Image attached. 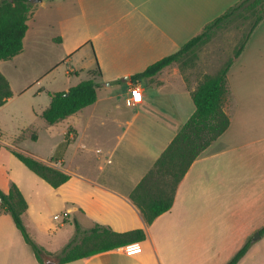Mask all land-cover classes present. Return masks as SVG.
Listing matches in <instances>:
<instances>
[{
    "label": "crops",
    "instance_id": "obj_1",
    "mask_svg": "<svg viewBox=\"0 0 264 264\" xmlns=\"http://www.w3.org/2000/svg\"><path fill=\"white\" fill-rule=\"evenodd\" d=\"M239 1L39 3L21 54L33 61L36 55L44 56L41 69L46 74L63 68L61 91L84 80L98 84L94 104L55 124L42 117L47 122V150L40 146L43 133L19 146L69 174L68 182L53 188L12 152L0 165V188L8 192L15 183L27 200L24 221L29 233L34 227L39 235L60 240L47 239L50 255L61 254L77 221L83 230L96 225L117 232L144 229L146 239L139 242L138 254H127L123 246L67 264H229L247 244L237 264H264V19L227 74L224 110L230 127L191 165L171 210L148 224L130 198L194 114L193 93L201 80L224 62L219 64L222 56L217 53L214 61L207 57L201 67L180 61L153 77H132L178 51ZM0 72L14 93L0 108L1 152L3 146L15 148L2 141V119H15L11 106L18 91L6 70ZM135 85L143 91L141 103L131 101ZM50 103L51 97L37 115L42 116ZM67 137L66 150L53 158ZM57 211L69 213L68 223L52 221ZM16 228L10 214L0 215V264H40Z\"/></svg>",
    "mask_w": 264,
    "mask_h": 264
},
{
    "label": "trees",
    "instance_id": "obj_2",
    "mask_svg": "<svg viewBox=\"0 0 264 264\" xmlns=\"http://www.w3.org/2000/svg\"><path fill=\"white\" fill-rule=\"evenodd\" d=\"M39 3L32 0H0V60L15 58L24 49V39L29 29V21L33 17ZM255 19L233 58L217 74H207L193 93L196 106L194 114L183 125L174 140L156 161L153 168L145 175L131 193V200L141 210L148 224L153 223L161 214L171 210L179 184L187 174L191 165L201 154L218 140L230 127L231 119L224 110V102L228 94L227 74L234 61L246 47L252 32L264 19V0H240L225 13L209 22L197 36L189 40L175 53L168 55L150 65L144 72L134 75L133 80L153 77L164 68L180 62L194 48L208 41L213 34L238 18ZM98 84L94 80H84L68 91L49 92L50 105L44 110L42 117L55 124L81 111L97 101ZM14 93L7 78L0 72V108L5 105ZM27 132L29 131L26 130ZM33 140L38 133L33 131ZM69 145V138L57 149L53 158L63 153ZM1 147V145H0ZM12 154L26 167L44 179L53 188L68 182L71 176L34 157L19 146L11 149ZM0 215L8 213L21 232L25 242L33 249L40 264H44L42 255L50 254L30 235L24 221L28 203L19 187L13 183L8 192L0 188ZM75 234L64 247L59 256L61 264L118 249L130 243L142 242L146 239L144 229L128 232H117L110 227L96 225L83 230L74 221ZM264 232V229L262 230ZM249 245H245L229 262L237 264L246 254Z\"/></svg>",
    "mask_w": 264,
    "mask_h": 264
},
{
    "label": "rangeland",
    "instance_id": "obj_3",
    "mask_svg": "<svg viewBox=\"0 0 264 264\" xmlns=\"http://www.w3.org/2000/svg\"><path fill=\"white\" fill-rule=\"evenodd\" d=\"M254 19L255 15H252L248 19L238 18L227 23L224 28L217 30L208 41L194 48L191 54L188 53L184 56L181 59V62L189 63L192 61L197 64L198 67H201V64L206 61L207 57L212 58V61H214L217 53H219L218 55L222 56L219 64L224 62L223 65L220 69L210 70L212 75L217 74L226 66L230 58H232L235 48L239 45L250 29ZM34 58L35 60L33 61L31 57L21 54L9 62L0 60V68L6 70L14 84V88L18 91V95L13 102L14 104L11 106V108L17 112L15 119L12 120L6 117H3L2 119V122L4 123L2 141L9 143L14 147H24L25 139L30 138L33 131H36L38 134L43 133L40 146H43L42 149L45 148L47 150V147L45 146L48 142L45 132V125L47 122L42 118V116L37 115L36 112L39 113L50 102V96L44 92V88L49 89L52 92H60L63 88H65V85H63V79H61L60 75L63 68L46 74L47 71H43L41 69V66L45 65L44 56L38 57V55H36ZM41 62L43 64H41ZM37 78L39 81H35ZM39 91H41L40 94L38 93ZM28 127L30 128L27 132L26 130H28ZM3 147V150L0 152V165H2L3 160L6 159L11 152V148H8L7 146ZM15 161L18 162V160ZM18 163L26 169L21 162ZM55 214L60 216L59 218H53L52 221L55 224L60 225L61 223L67 222L64 217V211H57ZM17 231L19 232L18 229ZM19 234L22 237L20 232ZM30 235L44 248L46 244L45 242L49 241L47 239H51V242L54 243L55 241H60L55 238L43 237L42 235H39V233L35 231L34 227L30 228ZM26 245L30 251H33L27 243Z\"/></svg>",
    "mask_w": 264,
    "mask_h": 264
},
{
    "label": "built area",
    "instance_id": "obj_4",
    "mask_svg": "<svg viewBox=\"0 0 264 264\" xmlns=\"http://www.w3.org/2000/svg\"><path fill=\"white\" fill-rule=\"evenodd\" d=\"M144 98V94L143 91L141 89L140 86L135 85L132 88V97H131V101L133 103H141L143 101ZM69 213H65L64 217L68 218ZM59 215H56L55 218H59ZM125 250L127 252V254L129 255H134V254H138L142 252V245L139 242H135V243H130L128 245L125 246Z\"/></svg>",
    "mask_w": 264,
    "mask_h": 264
},
{
    "label": "water",
    "instance_id": "obj_5",
    "mask_svg": "<svg viewBox=\"0 0 264 264\" xmlns=\"http://www.w3.org/2000/svg\"><path fill=\"white\" fill-rule=\"evenodd\" d=\"M43 0H32L34 3H41ZM42 259L44 264H61L60 260L57 256L50 255V254H44L42 255Z\"/></svg>",
    "mask_w": 264,
    "mask_h": 264
}]
</instances>
